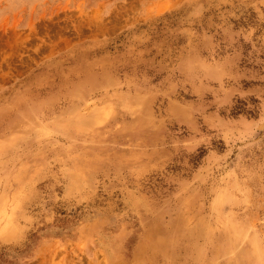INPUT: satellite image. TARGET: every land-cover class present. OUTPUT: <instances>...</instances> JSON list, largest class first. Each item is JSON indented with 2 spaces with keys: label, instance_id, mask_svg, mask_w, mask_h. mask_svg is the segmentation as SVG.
I'll return each mask as SVG.
<instances>
[{
  "label": "rangeland",
  "instance_id": "374dc122",
  "mask_svg": "<svg viewBox=\"0 0 264 264\" xmlns=\"http://www.w3.org/2000/svg\"><path fill=\"white\" fill-rule=\"evenodd\" d=\"M0 264H264V0H0Z\"/></svg>",
  "mask_w": 264,
  "mask_h": 264
}]
</instances>
